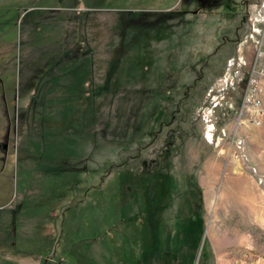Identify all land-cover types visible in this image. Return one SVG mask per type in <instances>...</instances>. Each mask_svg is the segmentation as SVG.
<instances>
[{
  "label": "rangeland",
  "instance_id": "374dc122",
  "mask_svg": "<svg viewBox=\"0 0 264 264\" xmlns=\"http://www.w3.org/2000/svg\"><path fill=\"white\" fill-rule=\"evenodd\" d=\"M259 1L0 0V264H264Z\"/></svg>",
  "mask_w": 264,
  "mask_h": 264
},
{
  "label": "built area",
  "instance_id": "2783aa9c",
  "mask_svg": "<svg viewBox=\"0 0 264 264\" xmlns=\"http://www.w3.org/2000/svg\"><path fill=\"white\" fill-rule=\"evenodd\" d=\"M259 11L264 18V0L259 1ZM257 62L259 64L251 73L242 99V113L250 116L253 125H260L264 115L262 91L264 89V35L257 38Z\"/></svg>",
  "mask_w": 264,
  "mask_h": 264
}]
</instances>
